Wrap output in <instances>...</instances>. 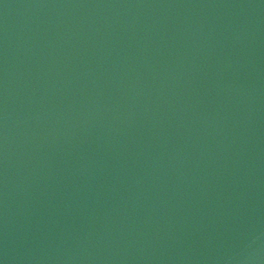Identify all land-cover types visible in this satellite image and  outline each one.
<instances>
[{"label":"water","instance_id":"1","mask_svg":"<svg viewBox=\"0 0 264 264\" xmlns=\"http://www.w3.org/2000/svg\"><path fill=\"white\" fill-rule=\"evenodd\" d=\"M0 264H264V0H0Z\"/></svg>","mask_w":264,"mask_h":264}]
</instances>
